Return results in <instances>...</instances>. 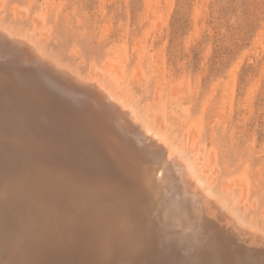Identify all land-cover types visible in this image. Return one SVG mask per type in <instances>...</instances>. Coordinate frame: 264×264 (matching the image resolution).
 I'll return each mask as SVG.
<instances>
[{
    "label": "bare ground",
    "instance_id": "bare-ground-1",
    "mask_svg": "<svg viewBox=\"0 0 264 264\" xmlns=\"http://www.w3.org/2000/svg\"><path fill=\"white\" fill-rule=\"evenodd\" d=\"M43 54L0 23V121L23 171L17 187L50 233L4 264H264V234L241 242L251 226L207 197L213 171L195 169L202 149L190 144L188 157L193 133L175 144L109 77H80ZM135 209L152 216L148 247L131 230Z\"/></svg>",
    "mask_w": 264,
    "mask_h": 264
},
{
    "label": "rangeland",
    "instance_id": "rangeland-1",
    "mask_svg": "<svg viewBox=\"0 0 264 264\" xmlns=\"http://www.w3.org/2000/svg\"><path fill=\"white\" fill-rule=\"evenodd\" d=\"M0 23L80 77H109L175 144L193 133L188 157L202 149L195 169L211 163L213 171L207 197L251 226L241 242L264 234V0H0ZM0 129L4 264L12 254L25 260L29 244L46 243L50 233L46 212L17 187L23 171L3 122ZM150 217L134 210L131 230L141 246H149Z\"/></svg>",
    "mask_w": 264,
    "mask_h": 264
}]
</instances>
